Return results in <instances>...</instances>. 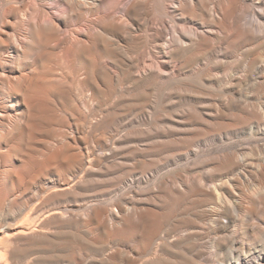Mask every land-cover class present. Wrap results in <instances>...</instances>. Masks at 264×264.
Wrapping results in <instances>:
<instances>
[{
	"label": "bare ground",
	"instance_id": "6f19581e",
	"mask_svg": "<svg viewBox=\"0 0 264 264\" xmlns=\"http://www.w3.org/2000/svg\"><path fill=\"white\" fill-rule=\"evenodd\" d=\"M248 12L247 0H0V264H83L128 231L138 253L109 264H208L209 246L219 264H264V157L257 185L233 153L158 175L264 125L244 105L215 127L239 84L225 104L207 86L224 66L264 74V10Z\"/></svg>",
	"mask_w": 264,
	"mask_h": 264
},
{
	"label": "rangeland",
	"instance_id": "374dc122",
	"mask_svg": "<svg viewBox=\"0 0 264 264\" xmlns=\"http://www.w3.org/2000/svg\"><path fill=\"white\" fill-rule=\"evenodd\" d=\"M247 6L249 8V12L246 14L247 21L251 23L255 20H259L260 13L264 10V3H262V0H247ZM251 52H252L251 53V61L257 60L256 63L257 62L259 63V61H260L259 57H261V55H262L260 50L253 48ZM239 57H240L239 59L241 61H244V62L248 61L247 56L240 55ZM259 65L260 64H258V66ZM236 70L242 72V68H237ZM228 72H229V67L224 66L222 68V70L220 71V74H209L210 75L209 78L215 77V79L218 80L219 84L218 83H214V84L208 83L207 86L209 88L211 86H214V87L217 86V88L220 91L218 93L217 99H219L220 101H223V103L225 104L226 99L228 98V95H229V93H228V90H229L228 79L230 77H233L234 79H236V83L239 84V86H237L236 91H235V97L237 96L236 100H238L237 103L239 104V106L234 108L232 110V112H227L230 115L228 117V119H226V121L225 120L218 121V123H217L218 125L215 127H222L223 125L225 126V125H229V124H234L233 120L246 117L247 115L244 114L245 110H243V108H242V107H244V105H248V107H251V108H249L251 111L259 113L260 115L262 114L261 116L264 119V78H263L264 74H227ZM240 103H241V106H240ZM236 126H239V129H240V127H243L242 124L241 125L237 124ZM225 145H227V146H225ZM196 151H198V152H196ZM194 153H192L190 156H188L189 158L186 157L185 159L183 158L182 160H180L176 164L177 166H175V164H173L171 166H168L167 168H163L162 170H160L158 172L159 173L158 175H161V174L164 175V173L166 174L167 172L169 174H171L174 171H176V168H177V170L182 169V168L183 169L184 168L193 169L194 167H196L195 163H199V161H202V159L205 160L207 158H212V157H222V156H226L227 154L233 153L235 160L236 161H243V163L246 166L245 167L246 171L248 170V172L253 173L252 175L247 174V180H250L252 182V184L257 185L258 184V178H256L257 177L256 174H258L257 170L259 169L260 165L262 164L261 160L264 157V125H260V126L255 125L253 135L248 134L246 132H243V130H241L237 134H235V135L233 134V135H231V137H228L227 139H224V140H215V141H207V142L203 141V142H201V145L195 149ZM216 154H218V155H216ZM172 166H174L175 168ZM137 185H139V184H137ZM141 187L145 188V185H139L138 189L143 190ZM246 207L249 208V205H246ZM204 231L205 230H203L201 232H204ZM230 236H232V235H230ZM205 242H209V240H206ZM117 244H118L117 247H120V248H116ZM140 245L141 244H139L136 239H132V237H130V231H128V232H126V234H124V240L120 241V239H119V241H117L115 244L106 248L105 250H107V252H104L105 250H99L96 248L91 249V247L88 248V250H86V251L85 250L84 251L80 250V251H81V253L83 252L82 255L84 257V261H85L84 263L85 264H98V263L102 264L103 263L102 260H104V259H105V261H107V263L106 262L105 263L109 264L108 260H106V259H108L109 253L111 254V252L115 251V253H120L123 256L124 255H130L131 256V255H133L134 252L138 253V251L141 247ZM121 246H122V249H121ZM97 248H99V247H97ZM208 248H206V249H208V256L207 257H208V261L211 262V263L208 262V264H213L212 262H214V264H219V262L217 261L218 257H216V256L214 257L213 253H211V252H213V250L210 248V246ZM90 253H91V256L93 255L92 257L90 256ZM96 253H97V255H96ZM209 253H210V255H209ZM58 254L66 257V256H68L69 252L68 251L66 252V249L64 251V248H62L58 252ZM94 256L97 258H93ZM87 257H89L90 260ZM102 257L103 258L105 257V258L103 259ZM98 259L99 260L101 259L100 261L102 263L97 262V261H99ZM93 261H94V263H93Z\"/></svg>",
	"mask_w": 264,
	"mask_h": 264
}]
</instances>
